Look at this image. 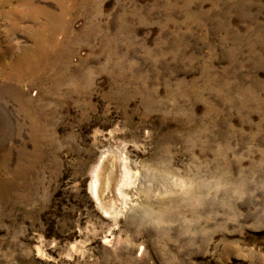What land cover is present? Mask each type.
Segmentation results:
<instances>
[{
  "label": "rangeland",
  "instance_id": "374dc122",
  "mask_svg": "<svg viewBox=\"0 0 264 264\" xmlns=\"http://www.w3.org/2000/svg\"><path fill=\"white\" fill-rule=\"evenodd\" d=\"M0 264H264V0H0Z\"/></svg>",
  "mask_w": 264,
  "mask_h": 264
},
{
  "label": "bare ground",
  "instance_id": "6f19581e",
  "mask_svg": "<svg viewBox=\"0 0 264 264\" xmlns=\"http://www.w3.org/2000/svg\"><path fill=\"white\" fill-rule=\"evenodd\" d=\"M106 159H102L98 170L94 174V179L93 182L90 186L91 193L93 197L101 204L102 203V194H103V189H104V183L102 179V170L103 167L105 166ZM121 176V175H120Z\"/></svg>",
  "mask_w": 264,
  "mask_h": 264
}]
</instances>
